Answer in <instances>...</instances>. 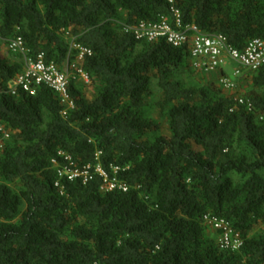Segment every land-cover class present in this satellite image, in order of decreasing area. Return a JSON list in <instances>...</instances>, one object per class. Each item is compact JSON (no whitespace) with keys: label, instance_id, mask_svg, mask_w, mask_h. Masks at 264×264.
I'll return each mask as SVG.
<instances>
[{"label":"trees","instance_id":"obj_1","mask_svg":"<svg viewBox=\"0 0 264 264\" xmlns=\"http://www.w3.org/2000/svg\"><path fill=\"white\" fill-rule=\"evenodd\" d=\"M174 7L234 49L264 40V0ZM160 17L173 23L167 0H0V264H264V231L252 234L264 227V66L225 93L192 68L189 44L135 38ZM15 38L24 53L8 49ZM39 55L71 74L69 107L43 85L10 90ZM152 88L167 134L147 116ZM85 168L86 182L58 176ZM208 216L239 250L220 249Z\"/></svg>","mask_w":264,"mask_h":264},{"label":"built area","instance_id":"obj_2","mask_svg":"<svg viewBox=\"0 0 264 264\" xmlns=\"http://www.w3.org/2000/svg\"><path fill=\"white\" fill-rule=\"evenodd\" d=\"M167 2L171 5L173 23L168 17H160L156 23L141 22L132 30L130 29L136 39L147 42L165 39L173 47L189 44L192 68L206 75L217 73L218 85L226 91L235 90L245 73L254 72L264 66V40L252 39L242 50L234 49L221 35L207 36L201 34L195 26H183L179 12L174 7L175 0H167ZM75 48L79 52L78 59L80 60L85 54H90L87 49ZM8 49L13 53H24L21 38L11 40ZM77 73L85 84L89 82L86 74L81 71H77ZM70 76L68 71L60 70L54 63H45L43 56L39 55L35 60L31 58L25 60L23 73L9 84V88L11 91L18 88L32 96L36 87L43 85L55 92L62 103L69 107L67 89ZM239 103H243V101L239 99ZM7 137L8 134L0 122V151ZM96 172L104 178L106 183L107 176L100 169H97ZM58 176L66 177L69 181L82 177L83 182H86L89 179V172L87 168L81 172L67 169L59 171ZM116 186L125 190V187L117 185L115 180L106 183L105 189L112 190ZM204 219L218 233L220 249L230 251L240 249L242 239L233 232L228 222L209 216Z\"/></svg>","mask_w":264,"mask_h":264},{"label":"rangeland","instance_id":"obj_3","mask_svg":"<svg viewBox=\"0 0 264 264\" xmlns=\"http://www.w3.org/2000/svg\"><path fill=\"white\" fill-rule=\"evenodd\" d=\"M7 46L5 45H2L1 46V51L3 54H8L7 53ZM205 80H207V78H204ZM243 88H245V83H242L241 84ZM153 91H154V94L152 95V98L150 99V107L149 109L147 110V116L157 122L160 123L161 125V130L159 131V134H167L169 132V127H168V123H167V118L166 116H160L159 115V111L153 106L154 102L158 99L159 97V94L157 93V91L152 88ZM241 90V88H239ZM226 92V91H225ZM242 92V90H241ZM87 93V91H86ZM85 93V94H86ZM228 93V92H226ZM244 153L246 154V152L244 151ZM264 231V227L262 225H258L255 227V229L252 231V234L254 233H260V232H263Z\"/></svg>","mask_w":264,"mask_h":264},{"label":"crops","instance_id":"obj_4","mask_svg":"<svg viewBox=\"0 0 264 264\" xmlns=\"http://www.w3.org/2000/svg\"><path fill=\"white\" fill-rule=\"evenodd\" d=\"M205 77L207 78L208 81L214 82V83H216L218 85V74L217 73L208 74ZM226 92L229 93L230 91H226Z\"/></svg>","mask_w":264,"mask_h":264}]
</instances>
